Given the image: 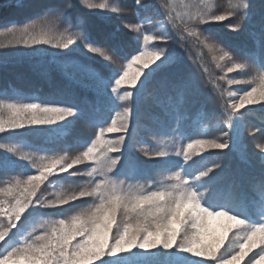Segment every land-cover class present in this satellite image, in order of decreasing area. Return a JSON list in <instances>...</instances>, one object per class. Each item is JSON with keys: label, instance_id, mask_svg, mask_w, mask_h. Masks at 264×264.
<instances>
[{"label": "snow or ice", "instance_id": "obj_1", "mask_svg": "<svg viewBox=\"0 0 264 264\" xmlns=\"http://www.w3.org/2000/svg\"><path fill=\"white\" fill-rule=\"evenodd\" d=\"M3 2L0 0V5ZM135 3L142 9L146 7L143 0H135ZM77 4L111 13L121 11L107 3L93 5L88 0H76V3L66 0L59 5H49L46 19L63 20L82 29L73 36L57 39L51 30L30 35L35 23H25L18 28L15 21L6 25L7 30H19L22 37L28 36L22 40L26 47L49 45L67 50L81 41L89 53H96L104 60L113 59L117 54L115 34L94 35L86 16L78 11L73 14ZM6 6L26 7L22 0H7ZM230 16L237 17L240 23L227 25L229 31H241L244 21L252 17L250 0H240L224 14L197 17L192 23L195 28L200 24L224 22ZM125 27L140 31L137 25ZM208 33L218 40L215 33ZM188 35L199 40L202 33L190 31ZM158 38L169 39L144 35L143 40L147 45ZM97 42L108 50L97 46ZM200 42L210 52H221L220 61H233L227 68L228 73L248 67L246 63L234 61V55H243L254 66L259 80V87L244 90L238 100L227 105V109H231L226 121L229 130L224 131L223 136L228 139L210 141L185 137L188 142L178 149L145 152L151 162L134 154L132 102L151 80L175 69L176 79L164 84L178 89L185 98L195 97L203 85L195 73H182L181 53L175 49L145 50L132 55L122 71L112 77L105 79L95 75L93 88L97 97L110 90L117 100L125 103L122 110L111 109L116 111V116L110 125L106 120L93 123L99 131L94 139L81 145L79 155L74 158L46 155L39 157V162L32 156L19 155L18 160L27 164L18 163L13 159L18 149L0 143V148L5 150L0 155V173L8 175L11 169H25L29 165L36 169L35 173L19 174L26 179L17 178L6 187H0V197H11L7 201L0 199V264H264V173L258 182L246 188H232L224 178L222 163L195 168L197 161L193 160V156L199 157L208 148L222 152L240 147L243 133L235 128L231 113L240 112L246 105L264 102V27L259 35V57L254 51L241 54L230 48L217 50L207 38ZM51 55L56 57L61 53ZM150 65L155 66L145 72ZM227 82L240 85L255 81L232 78ZM123 85L134 91L121 95L118 89ZM5 109L8 116L7 119L0 116V134L19 135L18 130L32 126L63 128L79 118H86L81 108L55 101L0 103V111ZM106 133L120 135L109 138ZM258 148L264 166V143ZM89 161L94 165L90 170L77 167ZM81 177L87 179L79 180ZM81 183L84 186H79ZM58 185V191L44 195L49 186L57 188ZM64 185L75 187L65 188ZM39 210H52L47 215L50 218L37 221L35 214Z\"/></svg>", "mask_w": 264, "mask_h": 264}, {"label": "trees", "instance_id": "obj_2", "mask_svg": "<svg viewBox=\"0 0 264 264\" xmlns=\"http://www.w3.org/2000/svg\"><path fill=\"white\" fill-rule=\"evenodd\" d=\"M97 3H107L121 9L120 14H114L111 18L108 16H100L88 10L85 6L77 4V8L73 11L75 15L78 11L85 15L90 25V30L94 35H103L104 33H114L116 36L117 54L111 60H104L92 56L81 50H71L60 52L61 55L53 57L55 53L51 49L43 47L36 50L35 48H26L23 45L19 48L18 54L11 59H0V94L4 96H17L21 98L27 94L38 96L41 101H55L59 103H70L82 109L86 118H79L76 122L67 126L70 132L65 136L56 135L54 127L35 126L21 131L19 135L13 132H7L0 135V143L13 146L14 140L27 142L34 151L32 157L39 162L38 152L42 155H68L75 157L81 151V145L85 141L95 138V129L90 122L96 123L103 118L110 125L111 119L116 111L122 110L125 102L119 101L115 95L107 91V94L97 97L93 82L95 75L103 76L108 79L114 73L122 70V66L126 65L132 55H138L141 52L143 37L146 34L160 37H168L167 40L156 39L154 49L161 48L165 50L175 49L180 51L184 46L187 51H196L198 63L196 64V76L202 80L203 85L199 93L195 97L185 98L178 89L165 86V81L176 79L175 69L161 73L155 76L148 84L147 88L138 94L133 103L132 123L135 125V147L133 152L140 159L151 162L149 157L144 155L145 152L154 153L157 150L172 151L182 144L188 142L185 137L198 139H206L210 141H218L228 139L223 136L224 131H228L226 121L229 118L231 109H227V105L231 104L229 93H233V101L238 100L244 90H251L252 87H259V80L255 72L254 66L251 65L243 55H234V61L248 64L245 69H240L232 73L227 72V68L232 66L233 61L225 59L220 61L218 56L222 54L219 51L210 52L208 48L200 42L205 38L213 44L217 50L232 49L235 53H246L254 51L256 56L261 54L259 46V35L262 27H264V0H250L252 5V17L245 20L243 29L238 32L229 31L227 25L240 23L235 16H230L227 20L220 23L200 24L193 27L192 21L199 17L204 18L212 13L224 14L230 7L235 6L240 0H143L145 8L136 5L135 0H96ZM174 1L171 5L170 2ZM20 2V0H17ZM23 9L7 7V0L0 5V35L4 33H13L7 30L6 25L10 21L17 22L18 28L25 23H35V30H51L56 34L57 39L73 36L75 32L82 31L70 24H66L63 20L51 21L48 17L47 7L49 5H59L66 0H22ZM76 3V0H73ZM202 4V6H200ZM177 8L176 17L184 29L176 26V35H174L175 25L164 19L168 25V30L172 35L165 36L158 28H160L157 13L159 9L165 10V7ZM141 13V18L137 12ZM152 16L151 22L141 25L140 21L148 16ZM31 19H26V18ZM104 17H107L105 19ZM125 25H137L139 32L133 31L131 27ZM31 30V29H30ZM202 33L199 40L196 36H189V31ZM18 31V30H16ZM215 33L217 39L209 36V33ZM32 32V31H31ZM30 32V33H31ZM2 37V36H0ZM19 37L18 39H22ZM178 39L179 46H173V39ZM181 39V40H180ZM83 46L78 41L76 46ZM102 46L107 51V47ZM227 46V47H225ZM43 53L35 54L33 53ZM232 54V53H230ZM109 55H112L109 52ZM181 71L186 66H180ZM152 68V67H151ZM145 69V72L151 70ZM206 69V71H205ZM135 71V69H133ZM254 71V74H250ZM223 77V79H221ZM255 77V78H253ZM232 78L255 81L251 84L230 85L228 80ZM114 81V80H113ZM122 93L125 91H134L127 85L121 87ZM16 91V93L14 92ZM160 103H157V101ZM36 102L35 100H31ZM119 106V107H117ZM227 109V110H226ZM1 115V114H0ZM232 119L235 120V128L242 131L241 145L238 149L222 152L217 149L208 148V156L213 161L222 163L224 166L223 175L226 181L230 182V187L246 188L249 184L258 182V178L264 173L259 157H252L251 147L253 144L264 143V106H252L247 110L241 109L240 112L231 113ZM238 118V119H237ZM72 119V118H68ZM60 123H66L60 122ZM209 127L208 133L203 132V127ZM62 129L61 127H57ZM64 128V127H63ZM214 134L213 137H209ZM247 135H253L254 138H246ZM120 134H107L111 138ZM209 135V136H208ZM209 137V138H208ZM47 140V141H46ZM163 140V141H162ZM53 141L54 143H51ZM38 145V147L34 146ZM53 144V145H52ZM44 147H50L52 152L43 151ZM4 149L0 148V155L4 154ZM118 155V154H112ZM182 160V158H175ZM212 164L208 165L211 166ZM93 166L92 162H86L84 165H78L79 168L90 170ZM36 169L30 165L25 168L11 169L8 175L0 173V187H6L10 181L17 178L26 179V176H20L21 172L35 173ZM67 175V174H64ZM85 180L86 177L78 178ZM79 186H84L82 183ZM43 187V186H42ZM65 188L75 187V185H64ZM57 188L49 186L48 192L58 191ZM5 201L11 197H0ZM76 203H81L77 201ZM52 210H39L35 215L37 221L49 219L48 213ZM43 216V217H40ZM31 223L29 228H31ZM223 251V250H222Z\"/></svg>", "mask_w": 264, "mask_h": 264}, {"label": "rangeland", "instance_id": "obj_3", "mask_svg": "<svg viewBox=\"0 0 264 264\" xmlns=\"http://www.w3.org/2000/svg\"><path fill=\"white\" fill-rule=\"evenodd\" d=\"M201 3H205V1L203 0H199ZM217 1V0H216ZM88 2L90 4H93V5H99L101 3H97L96 0H88ZM174 1L170 2V5L173 3ZM106 3V2H105ZM170 5H168L166 8L165 7V10H162L161 8L159 9L157 15L158 17H156L155 19L159 20L161 22H159V25H160V28H158V30L164 34L165 36H170L172 35L171 32L168 30V25L166 24V22L164 21V19L170 21L171 23H173L175 25V29H174V35H176V26L179 28V29H184V26L181 25V23L178 21L177 17H176V14H177V8L175 7H178V6H175V7H169ZM202 6V4L200 5ZM88 10H90L91 12L95 13V14H98L100 16H108L109 18H111L112 16H114V14H120V12L118 13H111L109 10H105V9H100V8H92V9H89L87 8ZM139 17L141 18V13L138 11L137 12ZM151 19H152V16H148V17H145L143 18L140 23L141 25L143 24H148L151 22ZM32 31V32H31ZM41 31H46L44 29H40V30H33L31 29L30 30V35H38ZM186 31V30H185ZM189 31V30H188ZM190 32V31H189ZM146 35H149V34H146ZM2 37H0V59H11L12 57H15V55L18 54V51H19V48L23 45L24 47H26L23 43H22V40L24 39H28L29 37L28 36H23L22 39H18L19 37H22L20 35V32L19 30L18 31H15L13 33H4V35H0ZM181 40V39H180ZM173 44V46H179L180 44H182L183 42H186L185 40H183L182 43L178 44L179 43V40L178 39H173L171 40ZM187 43L184 44V46H182L180 48V53H181V60H182V63H181V66H186L187 68L185 70H182V73H195L196 74V64L198 63V58H196L195 56H198L197 55V52L196 51H187L185 49V45ZM43 47L47 48L48 50L51 49L53 50L55 53H58V52H66V51H71V50H81V51H84L92 56H96V57H99V58H103L102 56H99L98 54L96 53H89L87 51V49L85 47H82V46H79L76 44H73V45H70L69 46V49L67 50H58V49H54L52 48L51 46L49 45H33L31 48H35L36 50H39V49H43ZM155 45H154V42L153 41H150L147 45H145L144 43V40H143V44L141 46V52L142 51H145V50H149V49H154ZM26 48H30V47H26ZM139 65H137L138 67ZM155 65H150L149 68L151 67H154ZM148 68V69H149ZM135 69V68H134ZM122 71V70H121ZM119 71V72H121ZM118 72V73H119ZM250 74H254V71H250L249 72ZM255 78V77H253ZM141 79H143V77H141ZM256 79V78H255ZM257 80V79H256ZM113 85H114V81H113ZM122 87V86H121ZM118 91L120 92V94L122 95V90L121 88L118 89ZM115 95V94H114ZM236 96L232 95L230 97V102L232 103L233 100L232 98H234ZM26 102H31L29 99L27 98H21V97H17V96H13L11 98H0V103H4V104H8V103H26ZM252 106H264V102H261V103H258V104H253V105H246L245 108H243L244 110H247L249 109L250 107ZM0 116H3L5 119H7V116H8V113H7V110H3V111H0ZM115 118V114L113 116V119ZM59 125H55V126H52L54 127V131H55V134L58 135V134H61L62 136H66L70 130L68 129V127H64L62 129H58ZM32 127H35V126H32ZM31 127H26L25 129H29ZM25 129H21V130H18V132L20 133L21 131H24ZM95 134L99 131V129L95 130ZM210 131V128L207 126L206 128L203 129V132L204 133H208ZM7 133V132H5ZM3 134V133H2ZM0 134V135H2ZM94 134V135H95ZM254 135V134H253ZM253 135H247L246 134V138L249 139V138H254ZM209 136V135H208ZM214 134H211L209 137H213ZM208 137V138H209ZM47 141V140H46ZM163 141V140H162ZM14 142L15 144L13 145L14 147H16L18 149V155L13 157V159H16L18 161V163H25L27 164L26 161H19L18 160V156L19 155H29V156H32V154H34V151H33V148L27 143V142H22L21 143V140H14L12 141ZM51 143H54L53 141H50ZM53 145V144H52ZM258 145L259 144H253V146L251 147V152H252V157H259L260 159V152H259V148H258ZM35 146V144H34ZM35 147H38V145H36ZM179 148V147H178ZM177 148V149H178ZM163 150V149H162ZM43 151H47V152H52L51 151V148L50 147H44L43 148ZM208 149H206L204 152H202L200 154V156H193V160H196L197 161V164L194 166L195 168L197 167L198 165V162L199 160L201 159V157H206L208 155L207 153ZM38 154L39 157L41 156H46V155H42L40 152L36 153ZM10 155V154H9ZM208 157V156H207ZM94 166V165H93ZM158 178V177H157ZM142 183V182H141ZM255 251H258L257 250H254V252L250 255H254L255 254Z\"/></svg>", "mask_w": 264, "mask_h": 264}]
</instances>
